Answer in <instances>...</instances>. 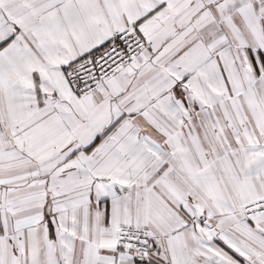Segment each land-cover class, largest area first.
Listing matches in <instances>:
<instances>
[{
  "label": "snow or ice",
  "instance_id": "6c2138e0",
  "mask_svg": "<svg viewBox=\"0 0 264 264\" xmlns=\"http://www.w3.org/2000/svg\"><path fill=\"white\" fill-rule=\"evenodd\" d=\"M0 264H264V0H0Z\"/></svg>",
  "mask_w": 264,
  "mask_h": 264
}]
</instances>
